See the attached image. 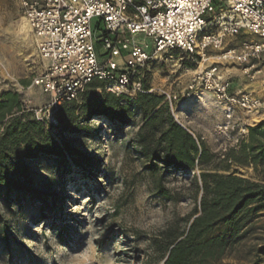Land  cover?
Instances as JSON below:
<instances>
[{"label": "rangeland", "instance_id": "obj_1", "mask_svg": "<svg viewBox=\"0 0 264 264\" xmlns=\"http://www.w3.org/2000/svg\"><path fill=\"white\" fill-rule=\"evenodd\" d=\"M21 18L17 0H0V99L12 92L22 103L30 99L32 107H42L47 101L36 99L40 92L31 84L43 65L33 44L18 35ZM138 40L151 47L143 36ZM249 40L258 38L243 33L226 37L220 49L207 50L209 60L202 64L198 55L173 51L151 66L152 93L163 96L168 106L166 95L176 96L173 113L169 107L174 120L217 155L237 147L231 136L242 130L245 138L249 127L264 123V108L252 114L237 112L225 128L224 105L211 94L189 91L187 86L194 72L215 63L236 92H253L264 100V59L263 67L248 73L243 64L218 59L225 50ZM89 92L95 97L107 94L96 89ZM82 104V99L76 103L78 107ZM141 122L139 112H134L130 125H124L77 110L68 129L60 124L43 125L44 133L65 149L64 157L39 156L20 165L24 171L20 180L36 199L9 201L0 189V264H162L150 240L175 217L192 211V177L199 171H170L164 176L147 171L148 163L139 157L135 145ZM77 155H83V166L75 162L80 161ZM231 171L256 178L252 167L232 166ZM158 184L170 195L178 193V198L172 201L158 196ZM256 223V230L247 237L251 245H259L264 237V213ZM244 253L245 249L230 254L220 264H240Z\"/></svg>", "mask_w": 264, "mask_h": 264}, {"label": "built area", "instance_id": "obj_2", "mask_svg": "<svg viewBox=\"0 0 264 264\" xmlns=\"http://www.w3.org/2000/svg\"><path fill=\"white\" fill-rule=\"evenodd\" d=\"M19 12L35 40L42 68L31 87L47 97L42 107L23 108L33 118L56 126L59 109L79 103L94 82L97 91L134 98L152 93L151 66L173 51L198 55L220 49L226 37L240 33L258 40L225 50L218 59L256 69L264 59V0H17ZM171 21V23H169ZM100 35L97 36V33ZM151 41V47L138 38ZM127 58H125V56ZM147 87V88H146ZM187 90L211 94L224 105L227 128L237 112L257 113L262 97L233 92L230 78L217 64L194 72ZM173 113L176 96L166 95ZM183 126V125H182ZM233 128V126H231ZM244 131L230 139L239 144Z\"/></svg>", "mask_w": 264, "mask_h": 264}, {"label": "trees", "instance_id": "obj_3", "mask_svg": "<svg viewBox=\"0 0 264 264\" xmlns=\"http://www.w3.org/2000/svg\"><path fill=\"white\" fill-rule=\"evenodd\" d=\"M101 86L99 82L90 86L81 98V107L76 103L62 106L56 114L57 123L64 130L70 128L78 110L82 115L101 116L130 125L134 112H139L142 122L135 133V145L139 157L148 163L147 171L153 176L157 173L164 176L170 171H199L192 177V211L184 217H175L150 240L160 262L220 264L230 254L245 249L240 264H261L264 261V237L259 240V245L249 244L247 237L256 230V222L264 213V123L249 127L247 136L237 147L217 155L176 123L163 96L144 93L134 98L111 94L95 97L89 92ZM44 124L52 126L36 121L31 112H26L17 93L2 95L0 189H4L9 201L36 199L20 180L24 175L21 164L39 156L64 157L65 149L44 133ZM65 148L74 159L75 155ZM77 158L80 161L76 159L75 162L83 166V155H77ZM232 166L252 167L255 180L237 175L236 171H231ZM156 193L172 201L178 198V193L170 195L161 184L157 185Z\"/></svg>", "mask_w": 264, "mask_h": 264}, {"label": "bare ground", "instance_id": "obj_4", "mask_svg": "<svg viewBox=\"0 0 264 264\" xmlns=\"http://www.w3.org/2000/svg\"><path fill=\"white\" fill-rule=\"evenodd\" d=\"M18 35L21 36L22 38L21 40L23 42L28 43L30 41L33 44V46L36 48L35 40L30 34L29 28L24 19H22V27L19 29Z\"/></svg>", "mask_w": 264, "mask_h": 264}, {"label": "crops", "instance_id": "obj_5", "mask_svg": "<svg viewBox=\"0 0 264 264\" xmlns=\"http://www.w3.org/2000/svg\"><path fill=\"white\" fill-rule=\"evenodd\" d=\"M262 65V62H260L258 65H257V67H258V69H260V67H263V66H261ZM264 65V64H263ZM260 72H262V68H261V70H258L257 71V73H260ZM231 88H232V84H231ZM232 91L233 92H236L233 88H232ZM237 92H239V91H237ZM39 93V92H38ZM253 93V92H252ZM40 95H38V97L36 98L37 100H39V99H42V100H44V101H47V97L45 96V95H43V94H41V93H39ZM255 94V93H254ZM255 95H257V96H259L258 94H255ZM260 97V96H259ZM247 126H249V125H247Z\"/></svg>", "mask_w": 264, "mask_h": 264}, {"label": "water", "instance_id": "obj_6", "mask_svg": "<svg viewBox=\"0 0 264 264\" xmlns=\"http://www.w3.org/2000/svg\"><path fill=\"white\" fill-rule=\"evenodd\" d=\"M176 121V120H175ZM176 123L180 126V127H182L183 129H185L187 132H189L184 126H182L180 123H178L177 121H176Z\"/></svg>", "mask_w": 264, "mask_h": 264}, {"label": "snow or ice", "instance_id": "obj_7", "mask_svg": "<svg viewBox=\"0 0 264 264\" xmlns=\"http://www.w3.org/2000/svg\"><path fill=\"white\" fill-rule=\"evenodd\" d=\"M169 23H171V21H169Z\"/></svg>", "mask_w": 264, "mask_h": 264}]
</instances>
